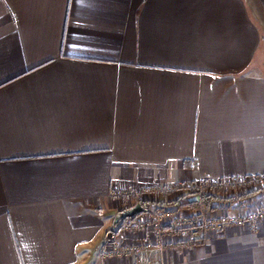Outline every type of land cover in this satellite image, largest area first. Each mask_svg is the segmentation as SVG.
I'll return each mask as SVG.
<instances>
[{
    "label": "crops",
    "instance_id": "crops-1",
    "mask_svg": "<svg viewBox=\"0 0 264 264\" xmlns=\"http://www.w3.org/2000/svg\"><path fill=\"white\" fill-rule=\"evenodd\" d=\"M261 176L264 0H0V264H264V223L99 255L112 187Z\"/></svg>",
    "mask_w": 264,
    "mask_h": 264
},
{
    "label": "built area",
    "instance_id": "built-area-1",
    "mask_svg": "<svg viewBox=\"0 0 264 264\" xmlns=\"http://www.w3.org/2000/svg\"><path fill=\"white\" fill-rule=\"evenodd\" d=\"M254 179V178H253ZM252 179V180H253ZM250 177L226 181L199 180L191 184L176 183L172 187L161 184L149 187H112L109 192L111 203L134 199L136 203L148 201L155 207L144 210L130 218H118L108 230L99 255L107 260H123L143 255L149 250H175L189 248L201 242L206 235L217 234L228 227H240L257 232L264 223V195L256 198L248 208H238L228 212L219 203L210 205L209 210L169 203L186 195L222 196L224 190H250ZM170 194L168 201L164 193ZM183 191V194H182ZM147 264H153L148 262Z\"/></svg>",
    "mask_w": 264,
    "mask_h": 264
},
{
    "label": "trees",
    "instance_id": "trees-1",
    "mask_svg": "<svg viewBox=\"0 0 264 264\" xmlns=\"http://www.w3.org/2000/svg\"><path fill=\"white\" fill-rule=\"evenodd\" d=\"M252 187L250 190H243L240 194L228 198H224L219 195H208V194H201L199 196L196 195H186L183 197H180L176 200L168 201L169 203L175 204L178 207L183 206H190V207H196V208H202L204 211L209 210L210 205L213 203H223L230 207L234 206L235 204L241 203L244 199L249 198L255 194H264V176L251 178ZM253 179V180H252ZM236 180V179H235ZM132 205H129L128 207H125L123 211ZM156 204L149 203L148 201L142 202V207L149 208V207H155ZM130 218V217H129ZM117 221L114 220V224H116ZM113 228V227H112ZM110 228V229H112Z\"/></svg>",
    "mask_w": 264,
    "mask_h": 264
},
{
    "label": "rangeland",
    "instance_id": "rangeland-1",
    "mask_svg": "<svg viewBox=\"0 0 264 264\" xmlns=\"http://www.w3.org/2000/svg\"><path fill=\"white\" fill-rule=\"evenodd\" d=\"M240 193L241 191H238V190L236 191L235 190H229V191L224 190L221 195H223L222 197L224 198H228V197L236 196ZM263 195L264 194H255L249 198L244 199L241 203L235 204L234 206H238L239 208H248L256 198L261 197ZM220 205L222 206V208H226L227 206L226 204L223 205V203H220Z\"/></svg>",
    "mask_w": 264,
    "mask_h": 264
},
{
    "label": "water",
    "instance_id": "water-1",
    "mask_svg": "<svg viewBox=\"0 0 264 264\" xmlns=\"http://www.w3.org/2000/svg\"><path fill=\"white\" fill-rule=\"evenodd\" d=\"M143 210L144 208L142 207V205L140 203H136L135 205L122 211L119 214L118 218H129V217L134 216L135 214L142 212Z\"/></svg>",
    "mask_w": 264,
    "mask_h": 264
}]
</instances>
